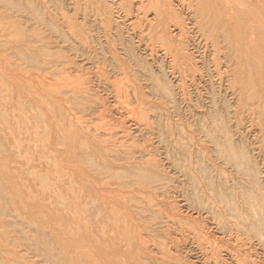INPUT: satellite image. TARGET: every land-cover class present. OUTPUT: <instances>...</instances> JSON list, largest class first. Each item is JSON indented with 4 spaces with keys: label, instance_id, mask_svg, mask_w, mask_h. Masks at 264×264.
Masks as SVG:
<instances>
[{
    "label": "rangeland",
    "instance_id": "1",
    "mask_svg": "<svg viewBox=\"0 0 264 264\" xmlns=\"http://www.w3.org/2000/svg\"><path fill=\"white\" fill-rule=\"evenodd\" d=\"M0 264H264V0H0Z\"/></svg>",
    "mask_w": 264,
    "mask_h": 264
}]
</instances>
